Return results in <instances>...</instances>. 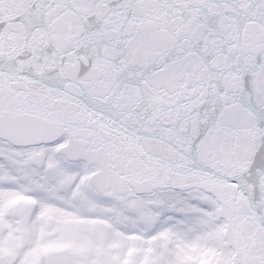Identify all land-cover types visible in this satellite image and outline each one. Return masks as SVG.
Returning <instances> with one entry per match:
<instances>
[{"label":"snow or ice","instance_id":"obj_1","mask_svg":"<svg viewBox=\"0 0 264 264\" xmlns=\"http://www.w3.org/2000/svg\"><path fill=\"white\" fill-rule=\"evenodd\" d=\"M0 264H264V0H0Z\"/></svg>","mask_w":264,"mask_h":264}]
</instances>
